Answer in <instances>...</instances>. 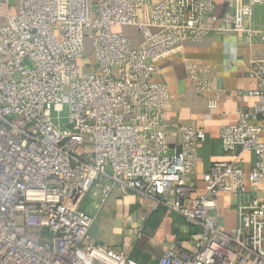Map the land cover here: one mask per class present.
I'll list each match as a JSON object with an SVG mask.
<instances>
[{"label": "built area", "instance_id": "obj_1", "mask_svg": "<svg viewBox=\"0 0 264 264\" xmlns=\"http://www.w3.org/2000/svg\"><path fill=\"white\" fill-rule=\"evenodd\" d=\"M220 1L221 15L216 0H0V264H140L89 232L96 215L83 199L95 194L99 207L115 187L198 228L189 248L171 244L149 264H264L262 59L248 68L252 107L220 128L226 158L201 173L205 133L166 120L170 94L153 76L156 58L211 30L264 32L249 24L264 0ZM186 70L209 89L206 64ZM222 192L235 198L230 230L213 216Z\"/></svg>", "mask_w": 264, "mask_h": 264}, {"label": "crops", "instance_id": "obj_2", "mask_svg": "<svg viewBox=\"0 0 264 264\" xmlns=\"http://www.w3.org/2000/svg\"><path fill=\"white\" fill-rule=\"evenodd\" d=\"M224 7L222 1L216 0L218 15L223 13ZM249 24L264 30V2L255 7ZM252 59H262L264 66V32L257 39H247L245 34L231 29L211 30L201 40L184 42L156 58L154 79L164 82L170 94L166 120H185L205 133L198 148L196 168L199 173L206 170L212 160L226 158L221 148V126L233 123L236 111L250 109L256 100L252 90L257 87V78L248 73ZM190 61L208 66L211 81L208 90L202 91L188 76L186 63ZM259 137L264 141V127ZM245 156L248 166L253 155L246 153ZM255 193L260 200L264 199V182ZM234 199L232 194L222 192L218 208L213 211L216 223L224 230L232 229L236 222ZM94 203L96 198L92 193H88L82 202L84 209L96 215L89 230L91 236L106 245L128 246L129 256L138 263L149 264L157 260L163 249L174 243L168 240L169 230H162L161 225L168 222L169 228L173 226L175 214L156 206L149 198L133 190L115 187L103 204L96 207ZM189 228L184 231L192 233L193 238L177 242L186 249L191 246L198 229L195 226Z\"/></svg>", "mask_w": 264, "mask_h": 264}, {"label": "rangeland", "instance_id": "obj_3", "mask_svg": "<svg viewBox=\"0 0 264 264\" xmlns=\"http://www.w3.org/2000/svg\"><path fill=\"white\" fill-rule=\"evenodd\" d=\"M117 28L123 30L128 35L133 36V38L138 40L137 30H136L135 26L121 25V26H117ZM85 54L86 55H90V42H89L88 38H86V40H85ZM166 210H168V209H166ZM173 213L175 214L174 218H173V221H172L173 226H171L169 228L168 222H166L164 225H161L162 226V230L163 229H164V231H168L169 230V232H167L168 233L167 236H169L168 240L169 239L172 240L174 242L173 244H180V243H177V242H180L179 240H181V239L190 241V238H193L192 237V233L185 232L184 230L188 229V231H189L190 230L189 227H193V225H190V223H188L186 221L185 217L182 216L181 214H179L177 212H173ZM174 219H176V220H174ZM167 221H169V220L167 219ZM38 232H39V228H37V227H27V235L30 236V237H35L36 233H38Z\"/></svg>", "mask_w": 264, "mask_h": 264}]
</instances>
